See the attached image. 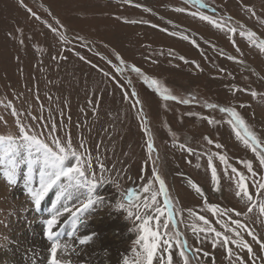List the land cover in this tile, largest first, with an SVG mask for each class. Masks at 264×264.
<instances>
[{
  "label": "rangeland",
  "instance_id": "obj_1",
  "mask_svg": "<svg viewBox=\"0 0 264 264\" xmlns=\"http://www.w3.org/2000/svg\"><path fill=\"white\" fill-rule=\"evenodd\" d=\"M23 3L26 8L19 0H0V136L17 134L14 109L33 134L42 133L40 139L46 142L50 143L53 135L63 141L66 132L74 148L83 142L88 149L85 155L92 158L90 171L96 173L91 193L96 203L78 218L70 212L59 218V239L68 247L59 250L57 258L64 264H92L89 257L112 264H144L145 242L137 240L143 234L142 220L156 215L152 210L159 204L163 212L158 217L159 231L167 235L162 236L153 264H164L161 257L169 254L173 264H183L180 245L169 240L176 231L191 250L187 253L190 264H253V254L254 264H264V248L248 234L251 231L264 242V212L260 210L264 190L256 187L264 167L259 166L251 148L237 138L228 123L230 116L220 111L231 108L238 112L264 147V48L260 46L264 43V24L260 22L264 20V0ZM245 6L256 15L250 16ZM180 8L185 11H176ZM200 15L209 16L221 27L201 20ZM230 27L237 29L236 34L228 31ZM249 32L256 36L249 38ZM133 67L143 75L132 71ZM145 77L149 82L155 80L156 85L149 87ZM253 92L257 95H251ZM164 95L176 99L164 100ZM137 99L141 103L133 107ZM51 125L56 131L49 134ZM205 137L213 143L208 144ZM148 142L154 147L150 157ZM217 143L222 147L217 149ZM14 147L15 155L7 161L0 148V251L10 253L8 262H3L51 264L45 225L50 216L42 206L51 213L63 207L75 211L90 193L86 187L66 183L62 190L50 192L37 209L27 188L30 180L33 185L38 182L40 165L34 163L38 153L35 148ZM210 155L216 168L215 181L208 164ZM220 155L226 157V163L220 161ZM246 162L252 164L255 178ZM153 167L168 188L176 229L167 221L169 209L163 204V195H158L155 203L151 199L159 188L153 181ZM9 168L16 176L12 184L6 176ZM232 168L246 177L255 205L251 212L246 198L236 195L238 176ZM130 193L135 194L131 201ZM213 206L219 209L215 214ZM234 221L246 225L247 230L236 229ZM165 222L167 230L162 227ZM146 226L156 230V220ZM193 226L205 231H194ZM209 227L222 234L215 244ZM233 230L240 235L235 236ZM82 235L91 237L88 243H80ZM225 235L230 240L246 241L253 254L236 243L221 247ZM165 240L171 245L170 252L162 251Z\"/></svg>",
  "mask_w": 264,
  "mask_h": 264
},
{
  "label": "snow or ice",
  "instance_id": "obj_2",
  "mask_svg": "<svg viewBox=\"0 0 264 264\" xmlns=\"http://www.w3.org/2000/svg\"><path fill=\"white\" fill-rule=\"evenodd\" d=\"M189 0H185V3L187 4ZM193 4H196L199 2V0H191ZM19 3L22 7L26 8V5H24L23 0H19ZM245 10L250 13V16L254 17L256 15L254 9L249 8L245 6ZM27 11L36 19H39L38 16H36L35 13L31 12V9H27ZM176 11L183 12L185 11L183 8L176 9ZM191 15L195 16L196 13H192ZM203 21H207L210 24H214L215 27L220 28L221 25L212 20L207 15H200L199 17ZM262 24H264V20L260 21ZM57 24H59V21H56ZM49 28L53 32H56L57 29L52 28L51 25H49ZM233 34H236L237 29L235 27H230L228 29ZM241 35H243V31H241ZM249 38L255 37V32H249L248 33ZM186 38V37H185ZM261 48H264V43H262ZM81 59H83L81 57ZM123 63V61H121ZM132 71L136 72L139 75H143L141 73L139 68L133 67L131 69ZM107 75V73H105ZM145 83L149 84V87H152L156 85V81L152 80L149 82L148 78L145 77ZM159 91V89H156ZM133 96H135V93H132ZM251 95L256 96L257 94L255 92L251 93ZM164 100H175L176 97L170 96V95H164ZM184 103H187V101H182ZM141 102L137 99L133 102V107L140 104ZM210 108L216 107L215 105H209ZM142 111V108L140 109ZM221 112H225L230 116V119L228 123L233 127V129L236 130V136L238 139H240L245 147H250L251 150L257 155L259 159V166L264 167V147L261 146L260 143H258L257 138L255 137L254 133H252L245 125V121L241 118L238 112H236L234 109L231 108H221ZM12 115L16 116L15 124L17 126V134L16 135H6V136H0V148L4 151V160L7 161L10 157H13L15 155V152L17 150V145H22L24 147H27L29 151H31L33 148H35L36 152L38 153L37 159L34 161V163L40 165L39 168V178L38 182H36L35 185H33V182L30 180L29 185L27 188V194L30 198V201L34 204V206L39 209L41 207L42 201L45 200V198L49 195L50 192L54 190H62L64 185L71 184L75 187H86L88 192L90 193L88 199L86 202H83L80 206H78L75 211H73L69 207H63L56 208L50 218H48L45 221L46 225V235L48 240L50 241V253H51V264H64L60 259L57 258V253L59 250L67 249L66 244H62V242L59 239V232L54 231L57 224L59 223V218L64 215L65 213H71L73 217L78 218V214L82 213L86 210H88L90 207H92L96 201L93 200L91 193L93 192V188L95 187V177L96 173L94 171H90L92 168V158L91 155H85L88 153V149L85 146L83 142L77 145L76 148L72 145L71 136L66 132L65 139L61 141V139L58 136L53 135L51 142H46L45 140L40 139V136L43 135L42 133H35L33 134L32 129L30 126H27L23 123V121L20 119L19 113H17L14 109L12 111ZM31 119H38L37 117H31ZM0 120H3V117H0ZM6 123V121H5ZM209 123H215L213 120H209ZM43 127V126H42ZM56 131V126L51 125L49 126V134H52ZM241 132H243V135H241ZM208 144H212L213 141L210 138L205 137ZM183 147V146H181ZM215 147L217 149L221 148V144H215ZM78 149H83V152L78 151ZM147 149L149 153V157L151 156V153L154 151L153 144L151 142L147 143ZM191 151V149H189ZM219 159L221 162L226 163V157L223 155L219 156ZM33 162L30 161V165ZM13 167L15 164V161L12 162ZM209 166L212 169V178L215 181L217 179L216 176V168L212 163V156H209L208 161ZM86 166V167H85ZM245 167L247 168L248 172L251 173L252 177L255 178L257 173L253 170V166L251 163L246 162ZM227 170V169H226ZM30 173L32 172V168L30 166L29 169ZM101 171H104L103 165H101ZM233 174H236L238 176L237 180V192L236 195L239 196L241 199L247 200L248 204L250 205L248 207V211L251 212L252 208L255 206L253 202V195L249 193L246 183V177L242 173H237L236 168L231 169ZM153 181L158 182L159 188L158 191L153 192L151 194V199L155 203L156 198L158 195H163V204L165 207L169 209L167 213V221H170L172 223L173 229H176L178 227L177 221L175 220V214L172 209V204L170 203V197L168 188L165 184L164 179L159 175L158 172H156V169L153 167ZM87 173V174H86ZM7 181L9 184L15 183L16 176L14 174V171L9 168L6 171ZM91 177V179L89 178ZM255 182V181H254ZM195 191L201 195H203L202 190L196 186L195 184L192 185ZM151 187V185H150ZM256 187L258 189L264 190V176H261V181L256 183ZM149 189H145V192H148ZM135 194L130 193L128 194V200L131 201L133 199V196ZM59 199V197H58ZM213 213H217L219 211L218 208L213 206L211 209ZM261 212H264V206L261 207ZM156 215L149 214L146 219L142 220L141 228L143 234L140 236L139 240H137V243H140L141 241H144V257L143 261L144 264H153V258L157 254V250L160 249L162 236H166L167 232L161 233L159 231L161 225L159 223V215H162V209L159 204H156L155 208L152 210ZM225 212L233 211L235 212L236 216H240L241 213L239 211L235 210H228L225 209ZM192 213H190L191 215ZM129 215L131 216L132 213L129 212ZM137 220H141L142 218L140 216H136ZM199 220L203 221L205 225L209 224V221L203 217L199 216ZM156 220V230H150L146 225L152 221ZM236 224V229H245L247 230V226L244 224H241L239 221H234ZM162 227L167 230L168 229V223L165 222ZM194 227V226H193ZM222 227L227 228V225H222ZM194 231H200L204 232V228L195 229ZM209 233H214L213 238V244L217 242L219 238H221V232L216 231L215 228L209 227L207 229ZM235 236H239L240 233L238 230H233ZM249 235L252 236V239L260 244L261 248H264V242L258 240L255 233L249 231ZM149 238H151L152 242L148 243ZM91 237H87L85 239H81L80 243L84 244L87 243L88 240H90ZM169 240H175L177 244H179V256L182 258L183 264H190L189 257L187 253L191 251L190 249L185 247L186 242L180 240V233L179 231L175 232L174 237H169ZM229 243H236L238 247L247 249L249 254H253V249L250 244H248L244 240H230L228 236H223V238L220 240L221 247H224L225 245ZM165 247L162 249V251H168L170 252L171 245L169 244L168 240L164 241ZM196 252H200L201 249H196ZM227 254L229 259L232 258V250L229 248L227 249ZM193 255H195V252H193ZM203 256L208 257L209 253L203 252ZM164 260V264H173V256L169 254L166 258L161 257ZM255 256L253 254V264H254Z\"/></svg>",
  "mask_w": 264,
  "mask_h": 264
},
{
  "label": "bare ground",
  "instance_id": "obj_3",
  "mask_svg": "<svg viewBox=\"0 0 264 264\" xmlns=\"http://www.w3.org/2000/svg\"><path fill=\"white\" fill-rule=\"evenodd\" d=\"M148 189V188H147ZM146 194V193H145ZM48 207V206H47ZM41 210H44L46 213H48V215L49 216H51V212H50V210L48 209V211H46V207L43 205L42 206V208H41ZM81 222V221H80ZM58 226V225H57ZM56 226V227H57ZM57 229L58 228H55L54 229V231H57ZM87 237H89V235H85L84 237H83V235H82V237L80 238V239H85V238H87ZM36 241V240H35ZM88 242H89V240H88ZM87 242V243H88ZM89 245H90V243H89ZM91 246V245H90ZM88 250H89V252L91 253V250L88 248ZM89 253V254H90ZM10 255V253L7 251V250H2V251H0V264H9V263H5L6 261L8 262V256ZM88 258V257H87ZM84 260H85V258H84ZM89 260H91L92 262V264H112L111 262H110V260H104V259H102V260H100V258L99 257H97V258H91V257H89ZM3 261H5V262H3ZM10 261V260H9ZM3 262V263H2Z\"/></svg>",
  "mask_w": 264,
  "mask_h": 264
}]
</instances>
